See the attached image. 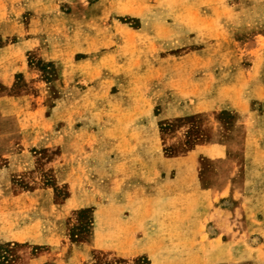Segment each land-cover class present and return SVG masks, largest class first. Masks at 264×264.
Instances as JSON below:
<instances>
[{"label":"rangeland","instance_id":"1","mask_svg":"<svg viewBox=\"0 0 264 264\" xmlns=\"http://www.w3.org/2000/svg\"><path fill=\"white\" fill-rule=\"evenodd\" d=\"M0 252L264 264V0H0Z\"/></svg>","mask_w":264,"mask_h":264},{"label":"trees","instance_id":"2","mask_svg":"<svg viewBox=\"0 0 264 264\" xmlns=\"http://www.w3.org/2000/svg\"><path fill=\"white\" fill-rule=\"evenodd\" d=\"M5 251H6V250H4V249L1 250V252H5ZM1 252H0V255H1V257H3L2 259H3V260H6V256L4 255V253L2 254ZM3 260H2V261H3ZM2 263H3V262H2Z\"/></svg>","mask_w":264,"mask_h":264}]
</instances>
